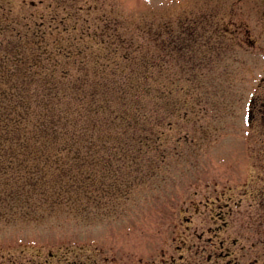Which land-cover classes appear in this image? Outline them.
Listing matches in <instances>:
<instances>
[{
	"label": "rangeland",
	"instance_id": "obj_1",
	"mask_svg": "<svg viewBox=\"0 0 264 264\" xmlns=\"http://www.w3.org/2000/svg\"><path fill=\"white\" fill-rule=\"evenodd\" d=\"M253 1L64 0L67 18L36 32L40 0H15V68L0 73V152L11 150L0 264H264V170L244 150L264 76V0ZM205 17L213 53L189 69L186 25Z\"/></svg>",
	"mask_w": 264,
	"mask_h": 264
},
{
	"label": "flooded vegetation",
	"instance_id": "obj_2",
	"mask_svg": "<svg viewBox=\"0 0 264 264\" xmlns=\"http://www.w3.org/2000/svg\"><path fill=\"white\" fill-rule=\"evenodd\" d=\"M0 45L2 48L5 47L4 39L9 37L8 32L12 31L14 37V44L16 43V12H15V0H0ZM5 1L9 2V7L6 10ZM64 0H40V4L45 6L41 8V10H47L48 6H51L57 9V6L63 5ZM263 0H254L251 3V8L253 10H260ZM224 5V4H222ZM203 14V13H202ZM204 15V14H203ZM41 17H44L45 14L41 13ZM207 18H196V19H189L188 20V66L190 68L194 67H208L209 65V57L212 55L209 54L211 50V54L213 53L214 45L208 43L207 37ZM6 21V22H5ZM41 21H44L41 19ZM5 22V23H4ZM219 44V43H218ZM15 46H10L8 43L9 52H15ZM218 50L222 51V47L219 45ZM222 55L221 53H219ZM218 56V55H217ZM262 81V82H261ZM264 76H262L257 83L258 92L252 94L249 99L247 113H246V122L248 123L250 133H249V147H244V150H249L248 158L252 156L251 160L253 163L252 166L261 167L264 170ZM203 139V136L201 137ZM230 141L227 144H234L235 140L230 138ZM220 153L226 150H233V148H228L227 146L220 147ZM251 150V151H250ZM250 155V156H249ZM209 198V197H207ZM217 199L219 197L217 196ZM216 229L219 230L218 225ZM223 246V244H222ZM222 257V256H221ZM257 259V258H255ZM208 264H212L209 262Z\"/></svg>",
	"mask_w": 264,
	"mask_h": 264
},
{
	"label": "trees",
	"instance_id": "obj_3",
	"mask_svg": "<svg viewBox=\"0 0 264 264\" xmlns=\"http://www.w3.org/2000/svg\"><path fill=\"white\" fill-rule=\"evenodd\" d=\"M44 33L45 32H41L40 33V36L39 37H41V38H43L44 37ZM34 35V34H33ZM178 56V55H177ZM155 63H151L150 64V69L151 68H155ZM149 72H152V71H150V70H148V71H146V72H144V75H143V78L145 79V80H147V81H149V80H151L152 78H156V75H154V74H148ZM10 89V88H9ZM130 89V90H129ZM132 89H134V88H132V87H125V88H123L121 91H119L121 94H123L122 96H124V95H130V91L132 90ZM56 91H59V89L57 88H55V89H53V88H50L48 91H47V95L48 96H54V95H56ZM61 92L63 91V90H60ZM88 91H86V93H87ZM118 91L116 92V94H118L119 93ZM6 93L8 94V96H10V94L12 93V91H6ZM14 93V95H16V96H20L19 95V89L18 88H16L15 89V91L13 92ZM89 93V92H88ZM120 94V95H121ZM13 95V96H14ZM23 95V94H22ZM168 97H170V96H168ZM120 99H122V98H120ZM168 105H170V104H172V103H170V102H168L167 103ZM18 107H20V105H18ZM49 108H51V106H49ZM171 108H173V106H167V107H163V109L164 110H166V109H171ZM154 110H156V106H155V109ZM155 116H156V114H155V111L154 112H151V116H149V117H153L152 119H154L155 118ZM4 124V123H3ZM1 125V124H0ZM48 128H52V126H49ZM72 128H74V126L72 127ZM67 129H71V128H67ZM38 130V129H37ZM38 131H41L40 129L38 130ZM37 133H44V132H37ZM36 133V134H37ZM52 134L53 133H51V135L50 136H52ZM54 138H56V136H54L52 139H51V137H50V146H54L55 145V140H54ZM20 140H22V139H15L14 141H13V143L15 142V144L16 145H18V144H20ZM32 146L34 147V146H36V145H34V144H32ZM56 146H58V145H56ZM71 146L73 147V149H78L79 147H75L73 144H71ZM16 147V146H15ZM37 147V146H36ZM58 147H61V146H58ZM74 150V151H75ZM15 152V151H14ZM13 152V153H14ZM0 153H3V154H6V153H8V154H10L11 153V150L10 151H6V153H4V151H2V152H0ZM16 153V152H15ZM38 154H40V152H38V151H36V150H33L32 151V154H31V156H33L34 158L36 157L37 158V155ZM3 158V157H2ZM8 162H9V164H11V165H13L14 163H13V160H12V158H11V156L9 157V159H8ZM32 162H37V160H32V161H30L29 162V164L30 163H32ZM29 170V167H27V168H25L24 169V171H25V173L23 174V175H26L27 176V180H32V179H36V178H32L31 177V175H30V171H28ZM23 177V176H22Z\"/></svg>",
	"mask_w": 264,
	"mask_h": 264
}]
</instances>
